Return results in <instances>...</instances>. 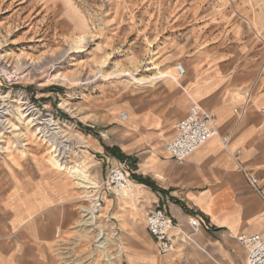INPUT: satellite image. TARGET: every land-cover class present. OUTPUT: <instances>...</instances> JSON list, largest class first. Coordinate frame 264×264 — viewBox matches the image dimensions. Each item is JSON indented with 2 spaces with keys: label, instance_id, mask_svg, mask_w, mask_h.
<instances>
[{
  "label": "rangeland",
  "instance_id": "rangeland-1",
  "mask_svg": "<svg viewBox=\"0 0 264 264\" xmlns=\"http://www.w3.org/2000/svg\"><path fill=\"white\" fill-rule=\"evenodd\" d=\"M222 54L244 57L239 64L250 65L238 67L262 72L264 0H0V209L14 177L38 159L60 155L67 165L83 163L98 184L83 190L49 162L74 182L77 195L55 214L62 220L48 264L123 262L116 203L109 211L104 195L102 217L94 224L84 216L85 208L99 207L98 188L110 170L83 162L80 128L119 146L143 132L123 126L131 112L160 111L174 128L194 102L176 98L167 106L173 84L166 81L179 87L174 96L185 93L195 59ZM179 64L187 69L184 79ZM104 232L113 237L106 249L99 242Z\"/></svg>",
  "mask_w": 264,
  "mask_h": 264
},
{
  "label": "crops",
  "instance_id": "crops-1",
  "mask_svg": "<svg viewBox=\"0 0 264 264\" xmlns=\"http://www.w3.org/2000/svg\"><path fill=\"white\" fill-rule=\"evenodd\" d=\"M243 59L226 54L196 58L193 73L182 86L186 94L174 96L179 87L166 81L173 84V95L165 104H175L176 98L199 103L215 115L219 135L230 138L229 150L216 137L184 163L176 162L165 147L182 119L171 129V121L160 111L143 116L129 111L133 118L130 123L129 116L121 120L127 123L122 125L143 132L120 146L102 143L97 132L79 127V140L88 152V162H83H102L108 170L124 165L136 194L106 197L109 211L116 203L113 218L119 223L122 264H247L248 251L238 238L264 236V203L239 166L244 164L264 181V69L238 67L250 65L239 64ZM182 66L184 79L187 69ZM237 151L241 155L235 158L231 153ZM49 162L54 166L52 159ZM49 162L38 159L24 176L14 177L0 209V264H48L47 258L54 255L56 226L62 220L55 214L76 197L77 186ZM160 196L167 214L192 241L179 239L177 251L167 255L159 252L146 226ZM195 218L201 224L197 233L190 226Z\"/></svg>",
  "mask_w": 264,
  "mask_h": 264
},
{
  "label": "built area",
  "instance_id": "built-area-1",
  "mask_svg": "<svg viewBox=\"0 0 264 264\" xmlns=\"http://www.w3.org/2000/svg\"><path fill=\"white\" fill-rule=\"evenodd\" d=\"M177 71L180 77L185 76L186 71L182 65L177 66ZM123 118H127L126 114L123 115ZM216 137L221 136L216 127L215 115L206 111L199 103L194 102L188 115L176 125V136L166 145L165 150L172 159L182 164ZM221 140L224 148L229 150L230 138L222 136ZM231 154L238 158L241 152L237 151ZM239 166L245 182L264 203V181L244 164L239 162ZM98 189L99 193L103 194L99 195L100 205L104 195L105 197L117 195L126 189H130L131 193L135 194L124 165L112 168ZM164 201L165 198L160 196L158 207L148 215L146 226L150 235L155 239L159 252L162 255H167L177 251L179 239L188 243L192 241L182 230L178 229L179 226L167 214L163 205ZM190 226L193 233L199 232L201 227L199 219H193ZM175 229L178 230V234L173 233ZM238 242L248 251L247 264H264V236H240Z\"/></svg>",
  "mask_w": 264,
  "mask_h": 264
},
{
  "label": "bare ground",
  "instance_id": "bare-ground-1",
  "mask_svg": "<svg viewBox=\"0 0 264 264\" xmlns=\"http://www.w3.org/2000/svg\"><path fill=\"white\" fill-rule=\"evenodd\" d=\"M178 73V72H177ZM180 77V75L178 74ZM181 78V77H180ZM25 105V104H24ZM36 112V110H34ZM37 114V113H36ZM126 113H121V120L127 121L128 115L126 114L127 118H123V115ZM57 123V122H56ZM59 128V127H58ZM46 129V128H45ZM60 129V128H59ZM56 130V129H55ZM42 132V133H41ZM56 132V131H55ZM40 134H43V136H46L44 131H40ZM54 134V133H53ZM49 136V135H47ZM57 137V136H56ZM50 142V141H49ZM52 142V141H51ZM54 142V141H53ZM55 148V147H54ZM53 149V148H52ZM59 149V148H58ZM57 148H55L53 151L56 153L58 151ZM62 152V151H61ZM61 154V153H59ZM60 155H56L52 159V164L57 167L59 170L63 172H67L75 181L78 183V187L86 190L91 191L98 187V184L92 180L90 175L88 174L87 168L83 165V163L78 162L76 165L71 166L67 165L66 162H64L62 159L59 158ZM132 186V185H131ZM133 189V188H132ZM124 192L127 193V195L131 198H134L136 194H132L130 189H126L120 193L119 195L124 196ZM101 205L99 204V207L94 208H85L83 210L85 218L89 220V223H96L97 220H99L101 216V211L103 210ZM86 224V223H85ZM58 234V233H57ZM113 240V237H110L108 233L104 232L99 235V242H100V248L106 249L108 245H110L111 241ZM115 242V241H114ZM117 258L121 259V252L117 254ZM112 260V257L108 259V264Z\"/></svg>",
  "mask_w": 264,
  "mask_h": 264
},
{
  "label": "trees",
  "instance_id": "trees-1",
  "mask_svg": "<svg viewBox=\"0 0 264 264\" xmlns=\"http://www.w3.org/2000/svg\"><path fill=\"white\" fill-rule=\"evenodd\" d=\"M86 129H87V128H86ZM87 130H91V129L88 128Z\"/></svg>",
  "mask_w": 264,
  "mask_h": 264
}]
</instances>
